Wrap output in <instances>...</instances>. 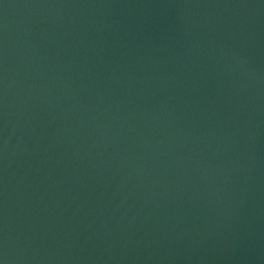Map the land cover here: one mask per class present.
Returning <instances> with one entry per match:
<instances>
[{"label": "water", "instance_id": "water-1", "mask_svg": "<svg viewBox=\"0 0 264 264\" xmlns=\"http://www.w3.org/2000/svg\"><path fill=\"white\" fill-rule=\"evenodd\" d=\"M0 264H264V0H0Z\"/></svg>", "mask_w": 264, "mask_h": 264}]
</instances>
